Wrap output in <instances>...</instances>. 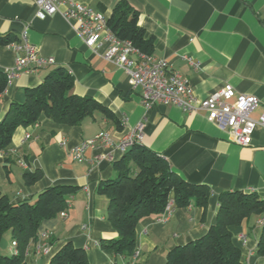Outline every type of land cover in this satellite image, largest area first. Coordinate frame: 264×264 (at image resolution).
I'll return each instance as SVG.
<instances>
[{
	"label": "crops",
	"instance_id": "obj_1",
	"mask_svg": "<svg viewBox=\"0 0 264 264\" xmlns=\"http://www.w3.org/2000/svg\"><path fill=\"white\" fill-rule=\"evenodd\" d=\"M74 1L109 17L121 0ZM127 1L139 11V25L153 39V56L165 59L188 78L200 99L230 84L237 95L258 97L261 104L251 116L257 119L261 115L264 0ZM65 7L61 4L60 11ZM9 33L19 38L26 34L39 56L52 57L55 63L40 68L30 64L10 79L0 95V120L12 103L25 101L26 88L38 86L62 68L75 79L73 94L96 99L119 121L95 113L79 126H67L42 115L35 125L18 127L8 152L0 153V197L6 196L13 203L33 202L50 186L79 187L67 216L43 221L39 237L30 242L28 264H49L67 242L84 248L90 264H165L171 249L208 232L216 221L222 192H254L264 199V168L257 164V153L264 151V128L255 130L250 146H240L228 129L209 120L206 111L187 113L175 105L146 109L141 89L134 87L123 69L105 59L106 43L89 47L77 32L75 21L61 13H40L36 0H0V35ZM18 56L7 46H0V70L11 71ZM140 123L144 125L140 145L164 157L184 180L206 185L211 197L206 209L195 204L185 208L174 205L166 222H160L158 216L139 222L138 255L129 260L102 247V241L117 238L118 233L107 219L108 198L98 194L97 188L100 182L118 176L120 171L114 163L127 154L118 144ZM102 131L111 142L99 140L83 151L81 160L75 158L76 149ZM36 169L43 172L42 179L26 185L24 174ZM231 231L242 251L243 264H264V256L258 252L262 233L258 218ZM7 233L10 242L6 255H12V237Z\"/></svg>",
	"mask_w": 264,
	"mask_h": 264
},
{
	"label": "trees",
	"instance_id": "obj_2",
	"mask_svg": "<svg viewBox=\"0 0 264 264\" xmlns=\"http://www.w3.org/2000/svg\"><path fill=\"white\" fill-rule=\"evenodd\" d=\"M108 27L121 40L130 41L141 53L153 56V39L139 25V11L127 0H121L108 17ZM20 38L12 33L0 35V46ZM10 78L0 70V95L9 86ZM74 77L64 69L48 76L41 84L25 89V101L12 103L5 118L0 120V151L12 145L18 127L35 125L42 115L57 124L79 126L86 118L101 113L119 124L114 113L92 97L73 94ZM127 154L114 163L120 171L114 179L100 182L97 193L108 198L107 219L118 237L102 241V247L131 260L137 246V226L143 219L160 216L170 201L176 207L195 204L207 208L211 190L202 184L190 183L175 173L160 154L136 143ZM8 160V158H7ZM40 169L24 174L25 184L34 185L42 179ZM79 187L50 186L36 201L11 202L0 197V243L7 232L17 243V253L2 254L0 264H28L26 257L31 240L39 237L43 221L67 212ZM264 217V199L256 193L225 191L218 196L215 223L199 239L171 249L165 264H243L241 249L234 243L232 227L241 226L253 218ZM258 252L264 256V226L258 242ZM130 263V262H129ZM49 264H90L84 248L67 242ZM120 264V263H115Z\"/></svg>",
	"mask_w": 264,
	"mask_h": 264
},
{
	"label": "built area",
	"instance_id": "obj_3",
	"mask_svg": "<svg viewBox=\"0 0 264 264\" xmlns=\"http://www.w3.org/2000/svg\"><path fill=\"white\" fill-rule=\"evenodd\" d=\"M36 4L40 13L47 15L61 13L67 20L75 21L77 32L89 47L95 48L106 43L108 47L104 53L105 59L123 69L131 78L134 87L141 89V102L146 109H152L156 105H175L187 113L206 111L209 120L221 129H228L234 142L240 146H250L255 130L258 127L264 128V110L257 119L251 116L261 104L258 97L237 95L232 85L227 84L209 97L200 99L188 78L175 70L165 59L145 55L130 41L121 40L113 34L108 27V17L105 14L74 0H36ZM61 4L66 5L63 11H60ZM7 47L19 53L15 66L7 73L10 79L27 69L30 64L40 68L55 63L52 57H40L37 48L29 43L26 34L21 35L19 41L12 42ZM143 127L144 125L140 123L119 142L118 148L121 152L126 153L136 143L141 142ZM99 140L108 144L111 142L108 135L102 131L92 141L76 149L75 158L81 160L83 151L93 147ZM0 153L5 154L3 151ZM21 165L26 166L23 161ZM173 209L174 203L170 201L165 212L158 216L159 221H168ZM66 215L65 211L60 214L62 217ZM258 224L264 226V217L259 218ZM242 240L247 242V237L242 236ZM12 249L13 254H16V241H12ZM44 252L47 253V249ZM137 255L138 252H135L132 259Z\"/></svg>",
	"mask_w": 264,
	"mask_h": 264
},
{
	"label": "rangeland",
	"instance_id": "obj_4",
	"mask_svg": "<svg viewBox=\"0 0 264 264\" xmlns=\"http://www.w3.org/2000/svg\"><path fill=\"white\" fill-rule=\"evenodd\" d=\"M25 165H26V163H25ZM24 167V166H23ZM38 198V197H37ZM37 198L36 199H34V201H36L37 200ZM33 201V202H34ZM173 212V211H172ZM67 216V215H66ZM259 220V219H258ZM7 235H8V233L4 236V238H3V240L1 241V243H0V251H1V253L2 254H8V251H7V247H6V245L10 242V238L8 239L7 238ZM135 252H137V250L135 251Z\"/></svg>",
	"mask_w": 264,
	"mask_h": 264
},
{
	"label": "water",
	"instance_id": "obj_5",
	"mask_svg": "<svg viewBox=\"0 0 264 264\" xmlns=\"http://www.w3.org/2000/svg\"><path fill=\"white\" fill-rule=\"evenodd\" d=\"M257 164L261 170L264 168V151L257 153Z\"/></svg>",
	"mask_w": 264,
	"mask_h": 264
}]
</instances>
